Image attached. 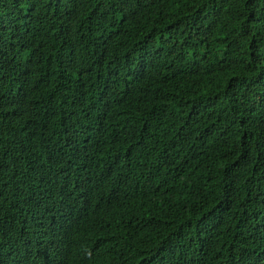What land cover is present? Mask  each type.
Here are the masks:
<instances>
[{
    "label": "trees",
    "instance_id": "obj_1",
    "mask_svg": "<svg viewBox=\"0 0 264 264\" xmlns=\"http://www.w3.org/2000/svg\"><path fill=\"white\" fill-rule=\"evenodd\" d=\"M0 264H264V0H0Z\"/></svg>",
    "mask_w": 264,
    "mask_h": 264
}]
</instances>
